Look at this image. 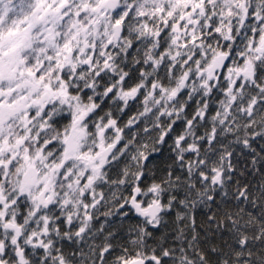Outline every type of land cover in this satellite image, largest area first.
<instances>
[{
    "label": "snow or ice",
    "instance_id": "1",
    "mask_svg": "<svg viewBox=\"0 0 264 264\" xmlns=\"http://www.w3.org/2000/svg\"><path fill=\"white\" fill-rule=\"evenodd\" d=\"M0 264H264V0H0Z\"/></svg>",
    "mask_w": 264,
    "mask_h": 264
},
{
    "label": "trees",
    "instance_id": "2",
    "mask_svg": "<svg viewBox=\"0 0 264 264\" xmlns=\"http://www.w3.org/2000/svg\"><path fill=\"white\" fill-rule=\"evenodd\" d=\"M135 110V107H133V111ZM129 114H131V113H129ZM127 119V117H125V120ZM259 143V142H258ZM165 148H166V146H165ZM166 155H167V153H166V151H165V156L164 157H160V156H156V157H154V159H157V161L158 162H161V163H170V161H167L166 160ZM258 179V178H257ZM252 182L253 183H255L256 182V180H252ZM101 211H104V209H102ZM206 211V209H203V208H198L197 210H196V212H195V215H196V217H197V221H198V223L203 219V217H204V212ZM109 219H112V218H109ZM136 217H134V215L133 214H131L130 215V219L128 220V221H124L121 217H116L115 218V220L113 221V227L110 229V230H113V231H115V230H118V229H120L121 228V225H123V231H122V237H126V234H127V230H128V225L130 224V223H135L136 222ZM165 219L166 220H168V218L167 217H165ZM101 222H104L103 221V218H101ZM97 226H99V225H97ZM107 226V225H106ZM201 227H203V226H201ZM171 229H172V225L169 223L167 226H165V227H160L159 228V230H157L156 232H155V236H156V238L157 239H159L161 236H168V239H169V241L171 240V235H170V233H171ZM211 234H209V236H210ZM120 238L118 237V240H119ZM209 242H211V240L209 241ZM217 242H219L218 240H217ZM149 243L151 244L152 243V241H149Z\"/></svg>",
    "mask_w": 264,
    "mask_h": 264
},
{
    "label": "water",
    "instance_id": "3",
    "mask_svg": "<svg viewBox=\"0 0 264 264\" xmlns=\"http://www.w3.org/2000/svg\"><path fill=\"white\" fill-rule=\"evenodd\" d=\"M135 216V215H134Z\"/></svg>",
    "mask_w": 264,
    "mask_h": 264
}]
</instances>
